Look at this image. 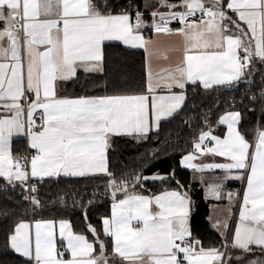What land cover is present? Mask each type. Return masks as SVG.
<instances>
[{
    "label": "snow or ice",
    "instance_id": "1",
    "mask_svg": "<svg viewBox=\"0 0 264 264\" xmlns=\"http://www.w3.org/2000/svg\"><path fill=\"white\" fill-rule=\"evenodd\" d=\"M108 9L107 0H0V177L10 184L61 174L111 176L110 138L133 134L146 138L153 126L158 128L184 103L185 95L171 93L173 88L184 89L188 83L204 89L230 86L240 81L254 59L264 63V0H213L211 5L204 0H157L151 12L152 30L157 36L183 38V55L174 67L162 69L164 75L156 73L155 82L150 69L147 92L142 94L58 95L60 84L78 79L81 71L104 72L106 42L145 50L155 47V40L141 31L144 13L137 11L132 22L127 12L113 14ZM197 13L202 16L193 19ZM174 21L181 27H170ZM156 88L170 94L157 95ZM37 112L40 124L34 119ZM239 122V112L226 113L219 120L227 125L226 135L202 132L182 164L195 172L224 171L225 176L217 178L220 183L207 185L215 199L222 198L224 180L244 185L242 193H227L229 201H240V210L232 242L224 245L241 250L235 259L243 261L254 247L264 252V131L250 143L239 131ZM24 132L37 153L30 158V172L10 148L12 137ZM201 157L226 162L196 163ZM158 178L163 179H152ZM132 179L135 188L147 178ZM109 184L114 199L119 192L124 198L113 203L111 216L102 220V231L112 238L114 253L126 264H226L233 259L218 249L205 250L199 240L187 239L192 234L186 192L165 190L148 196L129 192L127 180L117 182L113 177ZM31 191H36L35 186ZM31 199L39 206L38 199ZM88 227L97 235L95 228ZM59 236L67 242L64 251L70 252L69 259L57 248L52 221H37L34 238L31 226L21 222L9 242L34 264H108L106 245L98 237L97 256L94 243L74 234L65 221L60 222ZM248 264L264 261L258 258Z\"/></svg>",
    "mask_w": 264,
    "mask_h": 264
},
{
    "label": "trees",
    "instance_id": "2",
    "mask_svg": "<svg viewBox=\"0 0 264 264\" xmlns=\"http://www.w3.org/2000/svg\"><path fill=\"white\" fill-rule=\"evenodd\" d=\"M109 11L122 12L140 7L142 0H107ZM254 74L240 79L230 86L214 85L204 89L198 83L185 87L186 98L180 109L167 120H162L158 130L138 140L133 137L113 136L108 149V172L83 177L58 176L38 180L32 197L39 206L27 201L25 185L9 183L0 177V264H33L28 258L10 247L9 237L22 220L67 219L74 231L87 234L95 246L97 237L103 241L109 253L113 249L112 238L103 234L102 220L111 214L114 189L109 181L130 182L128 191L155 194L167 189L180 191L190 189L195 212L191 217V232L201 239L204 247L223 245L225 241L209 223V203L202 191L191 179L190 171L180 164L181 157L190 152L199 135L211 129L219 133V117L231 110L241 113L239 129L251 141L257 125L259 108L264 89V63L255 60ZM102 73H79V78L65 81V90L75 96L139 94L147 92V66L145 52L130 48L120 42L105 44V65ZM264 127V116L261 122ZM25 152L24 139H15L12 153L19 156ZM157 174L163 179H152ZM146 177L133 188V177ZM150 177V178H149ZM122 192L117 197H122ZM115 198V199H116ZM89 225L97 230L94 235Z\"/></svg>",
    "mask_w": 264,
    "mask_h": 264
},
{
    "label": "crops",
    "instance_id": "3",
    "mask_svg": "<svg viewBox=\"0 0 264 264\" xmlns=\"http://www.w3.org/2000/svg\"><path fill=\"white\" fill-rule=\"evenodd\" d=\"M204 2H205L206 5H211L213 3V0H204ZM140 5H141L140 7L134 6V8L129 9V10H125V11H122V12H127L130 15V17H131L132 22H135V14H136L137 11H140V12L144 13L143 19L145 21V27L142 28L141 31L143 32V34L145 35L146 38H151V39L155 40L156 45H155L154 48H150L149 50H145V49H142V48H139V49H142L145 52L146 66H147V80H148V72L151 69V71L153 73V76H154V82H155L156 73L159 72L161 75H164V73L161 71L162 69L168 68L170 66L174 67L180 61V59L182 58V55H183V38L180 37V36H168V35L157 36L155 34V32H151L149 30L150 26H151V22L153 20V18L151 16V12L156 10L157 0H142V4H140ZM159 10L160 11H164L165 9L160 8ZM112 13L113 14H119V13H121V11L120 12H112ZM229 14L231 15V13H229ZM0 27H2V25H0ZM110 42H120V41H110ZM106 43H108V42H106ZM120 43H122V42H120ZM125 46H127V45H125ZM127 47H130V46H127ZM130 48H133V47H130ZM164 55L167 56V59L163 58ZM255 60L256 59L253 60L252 64L254 63ZM253 74H254V69H253V67L251 65L249 68H247L245 70V74H244V76L241 79L247 78V77H251ZM188 84H186V86ZM198 85H200V84L198 83ZM200 86L203 87L202 85H200ZM144 93H146V92H144ZM171 93H174V94L183 93L185 95V97H186L185 88L184 89L173 88L171 90ZM139 94H142V93H139ZM155 94H157V95H168L170 93L168 92L167 89L156 88ZM58 95L65 96V97H77V96H75L73 94L70 95V94H68L66 92V90H65V81L60 84V86L58 88ZM115 95H124V94H115ZM128 95H131V94H128ZM83 96H103V95H83ZM228 112H239V111L238 110L227 111V112L223 113L219 117V120H220V118L222 116H224ZM36 114H40V113L37 112ZM170 117L164 118L162 120H165V119L167 120ZM240 120H241V113H240ZM218 125L221 128V130L223 129L222 133H219L216 129L206 130L204 132L211 131L213 135L220 136L221 138H223V136L226 135V132H227V125H222V124L219 123V121H218ZM239 125H240V122L237 125L238 129H239ZM156 130H158V128L153 126L152 129L150 130V132H154ZM239 131H240V129H239ZM259 131H264V127L263 128L262 127L259 128L258 132ZM258 132H257V134H258ZM257 134H256V136H257ZM124 136L133 137V138H136L138 140H140V139L142 140L143 138H145V137H139V136H137L135 134H133V135H124ZM15 139H24V141H25V149L27 147H30V138L27 135V132L16 134V135H14L12 137V140H11V145H10L11 153H12V144H13V141ZM112 139H113V136L109 140V145L111 144ZM255 139H256V137H255ZM249 142L250 143H254L255 140L254 141L251 140ZM209 146H211V145H209ZM192 151H193V148L191 149L190 152H192ZM190 152L184 154L181 157L180 164H181V166L184 169H186V170L190 171V173H192L191 174L192 183L197 188H199L202 191L204 198L209 203L208 220H209V223H210L212 229L214 231H216L219 235H221V237L223 239H225L228 227L225 228L224 225L225 224H227V226L229 225L230 220L232 218L233 209H234V206H235V203H236V200H233V201H229L228 200L227 193H229V192H232V193L239 192L240 191V185H242V182L241 181H237V180H224L223 181L222 198L218 200V199H215L214 197H211L208 194V192H207V185L210 184V183H220L221 182L220 179H217V178H223L225 176V173H224L223 170H219V169L211 170V171L206 170V171L201 173V172H195L191 168L184 167L183 164H182V159H183L184 156H186ZM12 155H13V157L15 159L19 160L20 156H16V155H14V153H12ZM195 162L196 163H201V162L210 163V162H226V161L224 160V158H220V157H217V158L201 157L199 160H197ZM107 164H108V150H107ZM27 168H28V171L30 172V164H29V167H27ZM95 174H102V173H95ZM89 175H91V174H89ZM60 176H65V175L61 174ZM71 177H73V176H71ZM151 177H155V176L152 175ZM28 180H31L34 183H37L38 180H41V179L30 177ZM17 182H20V181H15V180L13 181V183H17ZM243 187H244V185H243ZM243 187H242V191H243ZM167 190L171 191V190H177V189H167ZM163 191H165V190H163ZM129 192H134V191H129ZM161 192L162 191H160L158 193H155V194H160ZM181 192H186L188 197H189V199H190V201H191V204H190V215H189V221H188V226H189V229L191 231V225H190L191 224V217L193 216V214L195 212L194 199H193V197L191 195L190 189H186V190H183ZM137 193H140V194H143V195H148V196L153 195V194L142 193V192H137ZM123 198H124V195L122 197H118L116 199H123ZM116 199L113 200L112 205H113L114 202H116ZM238 209L240 210V202H239ZM239 210H238V213H237V218H236V222H235V226H234V231H235L236 226L239 223ZM111 213H112V211H111ZM110 216H111V214L106 216V217H104V218H109ZM37 221H40V222L52 221V222H54L55 233H56V241H57V248L59 250H61L62 248L65 249L66 248V243H67L66 241H61V238L59 236V225H60L61 221H65L68 224H70L71 225V229H72L74 234L84 235L88 239V241L90 243H94V246L96 245L95 242L93 241V239L89 238L87 234L77 233L76 231H74L71 222L69 220H67V219H52V218L51 219H36V218L34 219V218H30L28 220H22L21 222L28 223L31 226L32 233H33V238H34V231H35V223ZM21 222H19V223H21ZM234 231H233V235H234ZM191 234H192V232H191ZM233 235H232V238H233ZM188 239H189V241L199 240L201 242V239L195 237L193 234L191 235V237H188ZM201 245L203 246L202 242H201ZM220 247L221 246L212 247V248L204 247V249L205 250H208V249H219ZM95 249H96L95 255H97V256L100 255V253H101L100 247L98 249V247L95 246ZM231 249H232L231 253H234V255L240 256L242 254L241 250H239V249H236V248H231ZM252 254H258V255L263 256V258H264V252H261L258 248L254 247L253 251L251 253L244 254V260L243 261H238V260L235 259L234 263L235 264H247V261L249 259L247 256L248 255L250 256ZM105 255L108 257V264H126V262L122 258H120L119 256H117L114 253L113 249H112V252L109 253L107 251V247H106ZM181 257H182V254H181ZM26 258H28V257H26ZM63 258L64 259L71 258L70 252L64 251V257ZM32 263L34 264V262H32ZM101 264H104V262L101 261ZM185 264H186V262H185Z\"/></svg>",
    "mask_w": 264,
    "mask_h": 264
},
{
    "label": "built area",
    "instance_id": "4",
    "mask_svg": "<svg viewBox=\"0 0 264 264\" xmlns=\"http://www.w3.org/2000/svg\"><path fill=\"white\" fill-rule=\"evenodd\" d=\"M202 14L201 13H197V16L194 17L193 19H197L199 17H201ZM152 19V18H151ZM153 22V20H152ZM152 22H151V25H152ZM170 27H172L173 29L175 28H178V27H181V25L178 23V22H172V24L170 25ZM151 32H154L150 26V29H149ZM243 55V54H242ZM262 94H264V89L262 91ZM259 117H257V125H256V128L254 130V136H253V141L255 140V137H256V134L259 130V128H261V122H262V119H263V116H264V97L262 96V104L259 108V114H258ZM34 119L36 120V123L37 124H40L41 123V120H40V114H35L34 116ZM205 143H209L208 141H206ZM210 145V144H209ZM36 150L35 149H32L31 147H27L25 149V152L22 153L21 155H19V160L21 162V164H27V167H29V164H30V158L34 155H36ZM20 184H23L26 186L27 188V191H28V197L31 198L32 197V194L33 192L31 191V188L33 186H35V188L38 186L37 183H33V181L31 180H28L26 181L25 183H21V182H18ZM242 187H243V184L240 185V191L242 193ZM239 191V192H240ZM239 200H238V204H237V208L239 207ZM237 210H236V213L234 215V220L231 222L230 224V227H229V231L226 235L227 239H224L225 241L223 242V245H222V248L220 249V252L222 253H225L226 255H228L227 253H229L231 247H228L227 249L224 247L225 244H231L232 242V235H233V231H234V226H235V222H236V218H237ZM188 239V238H187ZM189 240V239H188ZM61 251H64V249L62 248ZM182 258V257H181Z\"/></svg>",
    "mask_w": 264,
    "mask_h": 264
},
{
    "label": "rangeland",
    "instance_id": "5",
    "mask_svg": "<svg viewBox=\"0 0 264 264\" xmlns=\"http://www.w3.org/2000/svg\"><path fill=\"white\" fill-rule=\"evenodd\" d=\"M132 3H133V0H128V6L129 5H132ZM262 96L264 97V94H262ZM258 114H259V112H258ZM256 128V127H255ZM155 177H158V175L157 174H155L154 175ZM150 178V177H149ZM151 178H153V177H151ZM34 183V182H33ZM241 192V191H240ZM32 198V197H31ZM237 204H238V200H236V203H235V206H234V209H233V214H232V218H231V220H230V223H229V225L227 226L228 227V229H227V233H228V231H229V227H230V224H231V222L234 220V215H235V213H236V210H237V212H238V208H237ZM227 235V234H226ZM222 248V245H221V247L218 249L219 251H220V249ZM231 250L232 249H230V251H229V253H227L228 255L227 256H231V257H233V259H230V260H227L226 261V264H235L234 263V261H235V257H237V255H234V253H231ZM255 253V252H254ZM249 259H248V261H252V260H255V259H260V260H262V261H264V258H263V256H261V255H258V254H252V255H248L247 256ZM248 261H247V264H248Z\"/></svg>",
    "mask_w": 264,
    "mask_h": 264
},
{
    "label": "water",
    "instance_id": "6",
    "mask_svg": "<svg viewBox=\"0 0 264 264\" xmlns=\"http://www.w3.org/2000/svg\"><path fill=\"white\" fill-rule=\"evenodd\" d=\"M27 201H30V202H32V199L28 197V198H27Z\"/></svg>",
    "mask_w": 264,
    "mask_h": 264
}]
</instances>
